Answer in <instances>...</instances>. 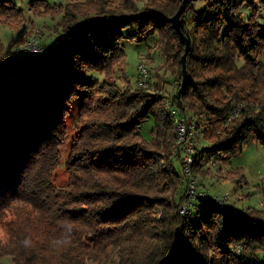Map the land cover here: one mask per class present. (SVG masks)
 <instances>
[{
    "label": "trees",
    "instance_id": "obj_1",
    "mask_svg": "<svg viewBox=\"0 0 264 264\" xmlns=\"http://www.w3.org/2000/svg\"><path fill=\"white\" fill-rule=\"evenodd\" d=\"M137 1L71 0L42 56L1 58L0 218L15 201L31 209L6 221L0 258L88 264L118 247L119 264H264V209L234 212L197 194L182 214L187 176L169 96L163 86L152 91L128 78L121 85L115 76L125 58L121 38L156 34L152 46L178 91L186 45L170 17L185 3L187 82L181 101L174 93L170 102L197 122L204 142L194 167L228 163L251 140L264 145V0H204L188 18L200 0ZM29 2L44 12L46 0ZM25 17L15 0H0V22L18 26ZM81 91L68 180L57 184L69 105ZM150 116L145 137L138 128Z\"/></svg>",
    "mask_w": 264,
    "mask_h": 264
},
{
    "label": "rangeland",
    "instance_id": "obj_2",
    "mask_svg": "<svg viewBox=\"0 0 264 264\" xmlns=\"http://www.w3.org/2000/svg\"><path fill=\"white\" fill-rule=\"evenodd\" d=\"M71 0H46L44 12L36 13L29 0H15L20 7L25 9L26 21L18 26H10L0 22V66L5 63L1 58L3 55L8 57L18 56L21 47L34 35H37L38 42L45 48V51L52 46L56 37L59 35L60 20L64 15V7ZM146 0H138L141 6ZM204 0L197 1L195 10L185 13L184 18L194 15L200 11ZM248 9V8H247ZM250 12V9H248ZM248 12V13H249ZM259 21L264 25V11L259 12ZM16 25L17 23L14 22ZM264 32V27L261 28ZM156 34H150L144 41L128 38L127 35L121 38V44L125 50V58L117 69L119 84L124 83V79H129L133 84L136 83L137 65L144 61L150 71L147 84L144 86L149 90H154L157 86H163V92L172 97L177 91L178 81L175 76L164 66V56L154 46ZM152 46V47H150ZM149 48L150 51H149ZM11 53H7V51ZM43 53H35V56H42ZM6 53V54H5ZM26 55L29 53H25ZM94 77L102 79V74L94 73ZM156 84V85H155ZM83 91L69 105L66 117L67 136L61 145L60 164L55 169L53 180L57 184H65L68 180L66 170V160L69 157L72 141L78 132L77 120L79 117V107L82 101ZM154 127V118L148 117L139 125V132L145 137H149ZM204 142V141H202ZM200 166L192 168L193 173L199 176L197 185L198 193L206 196L218 197L228 196L225 204L234 212H240L246 208L264 209L261 205L264 193V145L256 140H251L244 144L241 152L231 157L230 162L225 163L217 160V166L212 167L207 172H202ZM198 171V172H197ZM31 208L22 201H15L11 204L6 215L0 218V239H6V221L14 217L16 213L23 215ZM234 247V246H233ZM241 247L234 250L239 251ZM118 247L109 248L107 252L98 260H88V264H119ZM233 250V248H232ZM233 250V251H234ZM0 264H13L12 256L5 255L0 258Z\"/></svg>",
    "mask_w": 264,
    "mask_h": 264
},
{
    "label": "built area",
    "instance_id": "obj_3",
    "mask_svg": "<svg viewBox=\"0 0 264 264\" xmlns=\"http://www.w3.org/2000/svg\"><path fill=\"white\" fill-rule=\"evenodd\" d=\"M45 48L38 42L37 35L32 36L20 49V53H43ZM149 68L144 61H140L137 65L136 80L139 86H145L149 78ZM171 97L166 98L168 108L174 120L176 131L177 148L182 157L184 164V170L187 176V193L183 201L181 202L180 211L182 214H189L194 200L198 193L197 185L199 182V176L197 173H193L192 168L196 162L197 149L203 146L200 140V133L196 130V120L189 113H180L178 110L171 106ZM198 166L202 169H210L217 166L216 160H211L209 163L201 162ZM198 172V171H197ZM227 195L222 197H215L218 201L225 203ZM261 205L264 208V193Z\"/></svg>",
    "mask_w": 264,
    "mask_h": 264
},
{
    "label": "water",
    "instance_id": "obj_4",
    "mask_svg": "<svg viewBox=\"0 0 264 264\" xmlns=\"http://www.w3.org/2000/svg\"><path fill=\"white\" fill-rule=\"evenodd\" d=\"M185 10V3H181L178 10L170 17V20L175 28V30L183 37L184 41H185V52L182 54L181 56V61H182V80H181V84L180 87L178 89V91L176 92V98L177 100L180 102L181 101V94L183 92V90L186 87V82H187V66H186V56H187V52L189 50V46H190V39L188 36L185 35V33L183 32L182 28H181V15Z\"/></svg>",
    "mask_w": 264,
    "mask_h": 264
},
{
    "label": "clouds",
    "instance_id": "obj_5",
    "mask_svg": "<svg viewBox=\"0 0 264 264\" xmlns=\"http://www.w3.org/2000/svg\"><path fill=\"white\" fill-rule=\"evenodd\" d=\"M29 242L28 241H25V244L27 245Z\"/></svg>",
    "mask_w": 264,
    "mask_h": 264
}]
</instances>
